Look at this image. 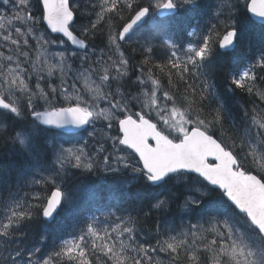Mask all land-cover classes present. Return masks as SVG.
<instances>
[{"label":"snow or ice","instance_id":"snow-or-ice-1","mask_svg":"<svg viewBox=\"0 0 264 264\" xmlns=\"http://www.w3.org/2000/svg\"><path fill=\"white\" fill-rule=\"evenodd\" d=\"M79 7L72 0H0V110L15 122L0 120V139L20 149L14 183L0 180V264H264V84L257 83L264 82V0H94L77 31ZM181 13L188 25L209 20L178 43L165 37ZM248 13L260 19L259 34ZM149 21L148 34L134 40ZM47 29L66 39L49 38ZM98 34L104 47L91 43ZM54 45L64 50L51 51ZM157 48L163 62L154 60ZM242 48L250 55L241 56ZM243 60L250 63L233 74L229 61ZM218 74L222 93L213 82ZM129 81L138 91L125 90ZM237 89L256 99L234 110ZM71 127L89 139L66 147L53 130ZM73 170L130 174L146 191L128 193L138 205L129 214H94L59 239L44 226L73 205ZM209 185L231 202L226 210L207 199ZM181 197L203 223L176 231L157 221L155 243L142 242L144 207L148 217ZM37 224V243L28 246ZM50 239L45 253L40 245Z\"/></svg>","mask_w":264,"mask_h":264},{"label":"trees","instance_id":"trees-1","mask_svg":"<svg viewBox=\"0 0 264 264\" xmlns=\"http://www.w3.org/2000/svg\"><path fill=\"white\" fill-rule=\"evenodd\" d=\"M83 6L77 11V23L79 27L81 25H87L89 16L88 13L91 11L90 3L94 2V0H82ZM147 3V0H144ZM201 2V0H197V3ZM94 19L95 17H90ZM164 18H159V20ZM158 20V19H157ZM203 20L208 21L209 17H203ZM252 21V20H251ZM215 22V21H212ZM192 23V22H191ZM254 25H256L255 31L257 34L261 31L260 24L252 21ZM186 27L188 24L185 23L183 13L175 18L172 23L171 29L169 30V36L177 40L176 35L174 33L178 31V28ZM151 28V24L145 25L141 30H139L140 36L146 35L148 29ZM185 29V28H184ZM183 29V31H184ZM174 32V33H173ZM92 43L100 45V47H104L106 43V37L102 34L97 35V39L92 41ZM128 46L125 45V48ZM157 49L154 53V60L158 62H163V59L157 54ZM134 60L139 61L142 59V56L139 52L133 54ZM241 56H248V53L245 49L240 50ZM250 63L248 60L239 61H229L228 67L230 70H234L233 74L238 71H241V67H245ZM135 74H138V71L133 70ZM259 71V70H258ZM131 75V80H135V75ZM260 75H264V73H260ZM163 83H167L166 78H162ZM216 84L218 92H223L225 88V81L222 75H217L213 81ZM258 84H264V82L257 81ZM135 87L129 81L125 86V90L131 91L134 90ZM231 95V94H229ZM256 99L255 97H248L245 92L237 89L235 95L232 97V108L234 110H238L239 104L249 103L251 100ZM257 103L259 101L257 100ZM42 109V108H40ZM3 110H0V120L3 123L8 124L9 127L15 126V122L10 118H3L2 116ZM29 119H31L29 117ZM19 120V118H17ZM103 124V123H102ZM105 130V125L101 126ZM115 135V133H112ZM51 139V138H50ZM20 151L18 146H14L10 139L5 137L4 139H0V157H3L0 160V180L5 182L12 181L14 183L15 171L13 170V161L17 158V153ZM39 177H37L38 179ZM195 179V176H193ZM70 187L72 190L73 196V205L71 207L66 206L63 209L59 216L56 218L54 224L45 225L50 233L53 234L54 237H59V239H63L67 236L68 233L77 232L80 227V223H85L87 217L91 214H97L104 208L114 207L117 209H121L124 211H116L117 215H127L132 207H138V205H133V202L128 199V193L131 192L135 194L137 191H146L141 188L139 182L130 178V174H109L103 173L102 171L97 173H87L81 170H73V176L70 180ZM174 183V181H170V184ZM119 186V188H118ZM199 186V185H196ZM37 190H39V186H37ZM210 195L207 199H212L218 202H221L222 211L227 209V206L230 205L222 195L219 190L211 189ZM23 191H28V189H23ZM123 193V197L121 196ZM183 202V197L180 200L176 201L171 205V207L166 211H158L153 210L148 217L143 215V212H149V208L147 206L144 207L143 212L139 214L140 227L142 228V233L138 236V238L143 242L145 239H148L151 243H155V223L157 221L160 222L162 228L171 227L176 231H180L182 229H186L190 224H197L198 222L203 223L204 218L201 217L197 213H193L189 209H184L181 205ZM145 205L147 201H144ZM215 214V213H214ZM131 215L136 216V211H131ZM80 217V220L76 221V219ZM222 218V217H221ZM103 219V217H101ZM239 219V217H237ZM204 227H209L208 224H204ZM41 231V226L37 224L32 230L33 234L29 236L27 240V245L32 246L37 243L39 233ZM175 234V232H173ZM58 242V241H57ZM42 247L43 252H48L52 248V240L45 241ZM160 258L167 261V255L165 253L159 254Z\"/></svg>","mask_w":264,"mask_h":264},{"label":"rangeland","instance_id":"rangeland-1","mask_svg":"<svg viewBox=\"0 0 264 264\" xmlns=\"http://www.w3.org/2000/svg\"><path fill=\"white\" fill-rule=\"evenodd\" d=\"M82 6H83V2H82V0H81V4H80V7H79V10L82 8ZM62 50H64V48H63V46H60V47H56V46H54L53 48H51V51H62ZM4 51H7L6 49H4ZM72 75V73L70 72L69 73V76H71ZM55 79H56V76H54V77H52V81L54 82L55 81ZM71 82V81H70ZM127 91V90H126ZM137 91V88L135 87V89L134 90H131V92H136ZM103 106V105H102ZM135 110H139V108H135ZM93 129L91 128V129H89L88 131H92ZM61 136H62V140H61V142H64V141H67V143L65 144V146L67 147V146H70L71 144H78L79 142H75V143H71V141H69V140H66L65 139V137H63L64 135L63 134H60ZM79 136H81L82 138H81V140L83 141V140H85V139H88V137H87V133H85V134H81V135H79ZM57 138H59V137H57ZM86 221L87 220H85V223H86ZM82 227H84V226H82Z\"/></svg>","mask_w":264,"mask_h":264},{"label":"water","instance_id":"water-1","mask_svg":"<svg viewBox=\"0 0 264 264\" xmlns=\"http://www.w3.org/2000/svg\"><path fill=\"white\" fill-rule=\"evenodd\" d=\"M250 15L252 16V14L250 13ZM254 19H256L257 21H260V19L259 18H257V17H254V16H252ZM261 22V21H260ZM59 130H62V131H65V132H77V131H79L80 129H76V128H74V127H71V128H65V129H59ZM213 187H216V186H213ZM217 188V187H216Z\"/></svg>","mask_w":264,"mask_h":264},{"label":"bare ground","instance_id":"bare-ground-1","mask_svg":"<svg viewBox=\"0 0 264 264\" xmlns=\"http://www.w3.org/2000/svg\"><path fill=\"white\" fill-rule=\"evenodd\" d=\"M157 54L162 58V59H164L165 58V56H166V53H165V51H163V50H161V49H159V48H157ZM248 66V65H247ZM53 82V81H52ZM82 226H85V223L82 225Z\"/></svg>","mask_w":264,"mask_h":264}]
</instances>
